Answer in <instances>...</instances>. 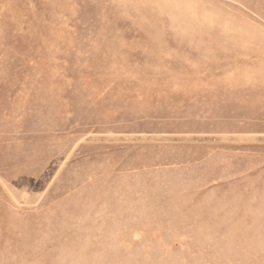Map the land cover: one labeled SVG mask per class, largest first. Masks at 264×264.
<instances>
[{
  "label": "rangeland",
  "instance_id": "rangeland-1",
  "mask_svg": "<svg viewBox=\"0 0 264 264\" xmlns=\"http://www.w3.org/2000/svg\"><path fill=\"white\" fill-rule=\"evenodd\" d=\"M0 264H264V0H0Z\"/></svg>",
  "mask_w": 264,
  "mask_h": 264
}]
</instances>
